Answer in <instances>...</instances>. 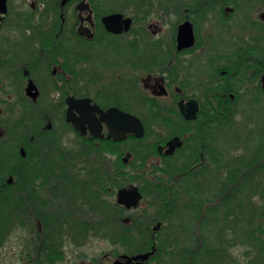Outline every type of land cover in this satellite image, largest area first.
I'll list each match as a JSON object with an SVG mask.
<instances>
[{"label":"flooded vegetation","instance_id":"1","mask_svg":"<svg viewBox=\"0 0 264 264\" xmlns=\"http://www.w3.org/2000/svg\"><path fill=\"white\" fill-rule=\"evenodd\" d=\"M178 1L172 0L176 9L182 8ZM122 2L0 0V114L3 111L9 114L14 109L17 116L4 121L52 126L57 111L58 119L73 128L66 120L67 101L83 99L81 112L73 108L77 116L84 117L86 132L81 135L77 131L80 137L91 143L136 138L131 134L121 141L106 137L107 122L93 107L104 112L118 108L141 120L145 132L140 138L148 140L152 152L148 159L154 160L149 167L154 169L163 160L180 158L194 141L187 139L188 132L178 134L172 127L183 121L193 122L199 115L198 112L195 119H185L179 111L180 100L194 98L199 111L201 109L199 98L184 91L181 71L185 72V66L179 62L184 54L198 46L197 29L182 8L185 16L174 22L170 45L159 39L147 40L143 30L123 40L126 34L133 32L136 18L127 13ZM111 13L130 17L129 29L120 33L109 31L103 17ZM185 19L193 24L195 43L177 49L176 28ZM215 58L216 53L208 56L207 75L215 72ZM220 73L225 75V70L221 69ZM262 75L258 78L261 87ZM222 95L224 101L234 99L232 91ZM141 106L145 113L137 110ZM49 112L53 113V119L48 117ZM95 124L101 125L103 137H95L90 132V125ZM150 124L154 126L153 133ZM176 136L182 140L181 146L165 154L166 142ZM18 151L23 158L26 156L24 144L18 145ZM126 154L132 155L131 152ZM14 169L11 172L0 169V264H179L165 260L163 253L157 251L156 240L146 248H137L134 244L116 245L108 251L90 253L83 251L80 245L72 246L70 218L73 214L61 208L68 202L60 197L62 192L58 193L51 182L40 181L35 176L36 168H27L32 181H27L28 174L23 175L24 164ZM62 183L71 191L82 189L77 188L75 182L64 179ZM83 188L81 194L87 200V187ZM44 193L47 197L41 198ZM55 199L58 210H53ZM76 205L81 210V206ZM159 226L158 222L152 229L153 238ZM82 231L76 229L74 234L78 236ZM11 237L15 239L10 240Z\"/></svg>","mask_w":264,"mask_h":264},{"label":"trees","instance_id":"2","mask_svg":"<svg viewBox=\"0 0 264 264\" xmlns=\"http://www.w3.org/2000/svg\"><path fill=\"white\" fill-rule=\"evenodd\" d=\"M178 3L195 25L197 18L207 17L216 8L222 11L223 7L231 5L237 12L240 7H245V22L241 26L247 36L238 35L233 42L224 44L228 50L216 54L215 66L210 64L215 72H210L203 81L197 119L172 127L178 134L188 132L187 139H194L188 152L182 153L180 158L163 160L160 166L148 169L146 163L152 152L148 144L143 143L145 137L95 145L68 125L82 145H86V152H109L118 157L112 174L97 173L92 177L97 187L91 190L87 186L89 207L93 213L105 217L101 227L114 232L110 238L114 244L146 248L156 240L157 251L171 263L235 264L230 249L242 245L248 248V256L255 253L257 257H249L248 264H264V89L258 82L259 76L264 74V23L250 18V12L264 5V0H179ZM150 14L149 11L140 12L139 20L145 21ZM217 22L218 38L223 39L227 32L231 34L224 19ZM221 69L225 70V75H221ZM225 91L234 92V99L224 101L222 93ZM246 96L256 115L246 128V125L236 127L234 114L238 111L232 106ZM1 125L7 136L0 138V169L4 172L15 171L14 167L24 164V176L28 174L27 168H36L35 176L46 182L53 170L59 169V161H67L66 156L67 159L51 155L54 149L52 133L41 124ZM225 127H233V137L220 134ZM28 135L32 138L22 143ZM129 142L133 143L128 148L132 157L125 164L120 155L125 150L123 146ZM23 144L24 158L18 151V145ZM237 149L241 151L236 153ZM124 166L131 170L124 171L121 169ZM60 176L74 182L65 169L61 170ZM26 179L33 180L29 174ZM132 182L138 184L142 199L148 202L151 211L165 220L154 238L152 230L142 220L121 222L128 209L109 198L117 188ZM227 202L228 208H225ZM231 203L233 207H230Z\"/></svg>","mask_w":264,"mask_h":264},{"label":"rangeland","instance_id":"3","mask_svg":"<svg viewBox=\"0 0 264 264\" xmlns=\"http://www.w3.org/2000/svg\"><path fill=\"white\" fill-rule=\"evenodd\" d=\"M169 1L170 0L123 1L122 6H124L127 13L132 14L136 18V22L135 24H133V32L131 34H126L123 40H128L129 38H132L135 33L142 32L141 30H143L146 33L144 38H146L147 40L154 41L155 39H159L162 43L170 45L172 37V25L178 20L179 17L185 16V10L178 7V9H176L172 0L171 2ZM143 3L146 4L142 5ZM142 11L151 12V14L146 17L145 21L139 20V13ZM235 11L236 10H234L230 5L227 7H223L222 11H220L219 8H216L215 11L210 13L207 17L197 18V23L195 27L197 29L198 35V46L194 49L193 52L184 54V56H182L179 61L182 65L185 66V72L181 71V80L185 84L186 88L184 91L187 94L193 95L194 97H197L199 99L202 97L201 93L203 91V81L206 78L208 70L207 67H205V64H207L208 56L211 55V53L217 54L228 50V47H225L224 44L233 42L232 39H236L238 35L244 34L245 37L247 36L246 31H243L241 26L245 22L244 15L247 12V9L245 7L241 9L240 7L239 11ZM222 18L224 19V21H226L227 26L231 28V34L227 32L223 35L222 38L224 40L218 38L219 32L217 27V21H222ZM250 18L264 23V5H259L255 7L250 12ZM4 97H6V95H4ZM246 99L247 96L245 98L242 97L236 100V103L232 106L233 108H235V110L238 111L235 112L236 114H234V125L236 127H242V125H246L244 126L246 128L248 125L252 124V117H255L256 115L255 110L249 107ZM137 110L140 113H145L146 111L143 106H141ZM17 114V111H15L14 109L11 110V112L9 111V114L8 111H3V113L0 114V138H7V136L5 135L6 129L3 128L1 123H10L4 121V119H7L11 116H17ZM58 115V112L55 111V120H53L54 124L49 128L44 123L40 124L42 128H44L45 130H50V132L52 133V137L54 140V149L50 152L51 155H53L55 158H60L61 156H66L68 158L67 159L65 157L67 159L66 162H61V160L59 161V169L57 171L53 170L54 173L49 176L48 182L54 184L56 187L55 190H58V193L62 192V195L60 197H64L68 201L63 204L61 208L69 210L73 214V216L70 218L71 231L73 232L71 245H80L83 251L89 253L94 251H108L117 245H113L110 240L114 232H112L110 228L105 230L103 229V227H101V223L104 222L105 217H95L96 214L93 213V211L89 207L90 202L85 200V197L81 194V192H84L83 187L89 186L91 190L97 187L92 181V177L95 174L104 172L112 174L113 168L115 167L116 159L118 157L117 155H113L109 152L101 154L86 152L84 150V147H86V145H82L83 143L81 142L80 138L68 125H66V123L58 119ZM258 116L259 113L257 115V118ZM48 117L52 118L53 113L49 112ZM247 118L250 119L248 120ZM149 126V129H151V133H153L154 126L151 124ZM243 132L244 129H242V135H244L245 133ZM220 134H228L230 137H233V127L223 128L220 131ZM29 138L30 136L28 135V138L24 139L22 143H25V141ZM147 141L148 140L145 139L143 143L148 144ZM93 144L98 145L99 143ZM130 145H133V143L129 142L125 144L123 146L125 150L120 155L121 161H123V159L126 160L123 161L125 164L129 163L132 157V155L128 156L126 154V152H131L128 149L130 148ZM240 151L241 150L237 149L235 152L239 153ZM153 162L154 160L152 161V158L148 159L146 163L148 169H150V164ZM62 169H65L69 178L72 179L75 183H77V188H82L81 190H68L69 188L62 183L64 182V179L60 176V172ZM121 169H123L124 171L131 170L127 166L121 167ZM130 184L138 185L136 182H132ZM128 185L129 184H127L126 186ZM245 186L247 188L249 187L248 185ZM66 187L67 191L65 192ZM109 189L110 188L108 187V191ZM118 189L119 188L115 190V193ZM46 197L47 196H45V193L44 196H41V198ZM109 198H113L115 201V194L113 195V197L109 196ZM57 201L58 200L55 199L56 205L53 206V210H58L57 208L59 205ZM76 204L81 206V210H79L80 207H78ZM228 204L229 203L227 202L224 205L225 208H228ZM233 206L234 205L231 203L230 207ZM82 215H84V217H82ZM218 216L221 217V213H218ZM108 219L113 220L115 219V217H109ZM135 219L144 221L148 225L150 230H152L158 222L160 223V225H165L164 218L162 219L159 217L158 214L152 212L148 202L144 199L140 200L138 206L135 209L128 210L126 213H124L121 218V222L127 224L128 222ZM96 221H98L99 223L97 224ZM75 226L77 227L76 229L83 230L78 236L74 234V230H76ZM237 226L240 227L239 222H237ZM74 235L76 238H74ZM9 239L14 240L15 237H11ZM247 250L248 248L246 246L235 245L233 248L230 249V254L233 259L232 261H234L235 264H244L250 262L249 257H252V259L257 258L255 253L251 255L249 254L248 256Z\"/></svg>","mask_w":264,"mask_h":264},{"label":"water","instance_id":"4","mask_svg":"<svg viewBox=\"0 0 264 264\" xmlns=\"http://www.w3.org/2000/svg\"><path fill=\"white\" fill-rule=\"evenodd\" d=\"M103 22L106 28L113 33H120L123 30L127 31L131 24L130 17H123L121 13H111L103 17ZM195 43V35L193 31V24L189 19H185L179 23L176 28V45L177 49H183L193 46ZM262 87L264 88V74L261 76ZM30 90V87H29ZM83 99L70 98L68 99V108L66 114V120L70 122L73 128L83 135L86 132V127L83 123L84 117L77 116L73 108L81 112L80 107L83 103ZM179 111L182 116L187 120L195 119L199 112L198 101L194 98L186 101L180 100L178 102ZM93 110H98L101 113L103 120L107 122V135L106 137L113 141L124 140L128 135H133L136 138H140L144 135V126L141 120L128 112L120 110L118 108L108 109L106 112L99 110L97 107H93ZM50 126L48 125V128ZM90 132L95 137H103L101 133V125H90ZM182 140L176 136L166 142L168 146L165 150V154H171L175 148L181 146ZM162 148V146H159ZM23 153V149L21 150ZM142 198V193L138 185L130 184L126 187L119 188L115 193V201L117 204L129 209L136 207ZM146 255H142L145 257Z\"/></svg>","mask_w":264,"mask_h":264},{"label":"bare ground","instance_id":"5","mask_svg":"<svg viewBox=\"0 0 264 264\" xmlns=\"http://www.w3.org/2000/svg\"><path fill=\"white\" fill-rule=\"evenodd\" d=\"M225 7H227V6H225ZM232 8L234 9V7L232 6Z\"/></svg>","mask_w":264,"mask_h":264}]
</instances>
